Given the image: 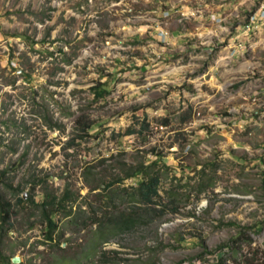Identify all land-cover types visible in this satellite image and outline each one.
<instances>
[{"label": "rangeland", "instance_id": "rangeland-1", "mask_svg": "<svg viewBox=\"0 0 264 264\" xmlns=\"http://www.w3.org/2000/svg\"><path fill=\"white\" fill-rule=\"evenodd\" d=\"M262 143L264 0H0V264H234L241 227L262 261ZM156 154L160 214L100 239Z\"/></svg>", "mask_w": 264, "mask_h": 264}, {"label": "trees", "instance_id": "trees-1", "mask_svg": "<svg viewBox=\"0 0 264 264\" xmlns=\"http://www.w3.org/2000/svg\"><path fill=\"white\" fill-rule=\"evenodd\" d=\"M17 36H22L24 38H27L24 34H15ZM92 90L94 92L95 99L103 97L106 93L109 92V88L107 86L106 82H98L95 86H92ZM186 118H183V120ZM167 120H164V123H166ZM77 124H81L82 129H89L91 127L90 124L84 122L81 120V118L78 120ZM134 131L133 128H128L125 133L129 134ZM84 133H88L87 130H85ZM263 149H264V143H262ZM162 161L161 155L156 154V158L152 160L150 164L143 165L142 162H139L136 165L128 166L122 168L123 175L122 177L117 178V182H121L122 179L125 178H133L135 181L134 185H130V187L127 189L123 188V192H126V194L129 196L132 201L136 202V205L138 206L136 210H131L130 212L127 211H117L118 213L113 214V218H108L109 222L108 225L105 226V228H101V225L97 226L98 231V237L100 239H105L106 236H109L108 234L116 233L118 231H129L131 230L137 223H141L144 218L150 217L153 214H160V211L162 208L158 209L155 207L154 204H156V199L160 201V194H159V184H160V174L159 170L155 169L158 164H160ZM260 164H262V175L260 179V187L262 190V194L264 196V154L260 156ZM213 165V164H212ZM204 172V169H201V173ZM5 174V170L0 171V176H3ZM112 183V182H111ZM110 185V184H108ZM107 185V186H108ZM204 187L200 186L197 190V192H200L203 190ZM69 193L67 192V189L64 191L63 196H61L60 199L57 200V207L59 209H62L64 211L65 216H68L72 213L71 208L66 209V204H68V199H70ZM46 196H49L47 193ZM56 196L51 195L50 200H45L42 203V206L44 207L42 209V216L45 220V228L46 232L44 234L45 240L53 246L54 241V230L57 227V223L53 219V211L56 209L54 207L50 209H46L45 207H51L53 203L55 202ZM25 200L21 197H17V203H20L23 205V202ZM134 206V205H133ZM12 204L9 200L4 198L2 194L0 193V235L4 234L6 227L11 226L12 223L10 221V214L12 212L11 210ZM163 207V204H162ZM257 227V226H256ZM246 227H241L238 232L232 236L226 244H223L227 247V249L232 253V258L234 261V264H240L242 257H244V262L248 264H264V256L262 257V261H258V258H253L254 254H252L251 258H246L244 254H242L241 251V245L242 243H245L244 245L250 246L251 244V236L250 234L246 233ZM58 244V242H57ZM220 245L219 249L223 246ZM257 250V248L255 249ZM257 252V251H256ZM226 259L224 257L217 258L216 264H222L223 260ZM254 261V262H253Z\"/></svg>", "mask_w": 264, "mask_h": 264}, {"label": "water", "instance_id": "water-1", "mask_svg": "<svg viewBox=\"0 0 264 264\" xmlns=\"http://www.w3.org/2000/svg\"><path fill=\"white\" fill-rule=\"evenodd\" d=\"M11 262L12 263H19L20 262V259H19V257L14 256V257L11 258Z\"/></svg>", "mask_w": 264, "mask_h": 264}]
</instances>
